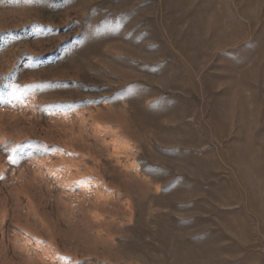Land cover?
<instances>
[{
	"label": "rangeland",
	"instance_id": "374dc122",
	"mask_svg": "<svg viewBox=\"0 0 264 264\" xmlns=\"http://www.w3.org/2000/svg\"><path fill=\"white\" fill-rule=\"evenodd\" d=\"M0 264H264V0H0Z\"/></svg>",
	"mask_w": 264,
	"mask_h": 264
}]
</instances>
